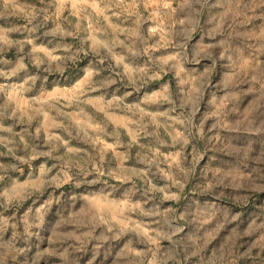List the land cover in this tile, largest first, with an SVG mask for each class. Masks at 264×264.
Returning <instances> with one entry per match:
<instances>
[{
  "label": "clouds",
  "instance_id": "clouds-1",
  "mask_svg": "<svg viewBox=\"0 0 264 264\" xmlns=\"http://www.w3.org/2000/svg\"><path fill=\"white\" fill-rule=\"evenodd\" d=\"M0 264H264V0H0Z\"/></svg>",
  "mask_w": 264,
  "mask_h": 264
}]
</instances>
